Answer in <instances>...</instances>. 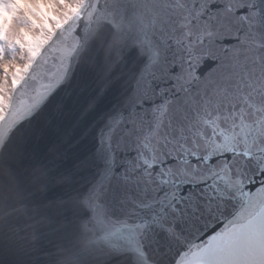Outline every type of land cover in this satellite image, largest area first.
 <instances>
[{
	"label": "snow or ice",
	"instance_id": "6c2138e0",
	"mask_svg": "<svg viewBox=\"0 0 264 264\" xmlns=\"http://www.w3.org/2000/svg\"><path fill=\"white\" fill-rule=\"evenodd\" d=\"M46 2L67 19L9 70L43 4L0 0V264H36L25 215L42 264H264V0ZM29 132L55 159L23 184Z\"/></svg>",
	"mask_w": 264,
	"mask_h": 264
},
{
	"label": "water",
	"instance_id": "95a60500",
	"mask_svg": "<svg viewBox=\"0 0 264 264\" xmlns=\"http://www.w3.org/2000/svg\"><path fill=\"white\" fill-rule=\"evenodd\" d=\"M95 58L98 61H103L106 58V40L101 39L97 41L95 45ZM33 134L29 132V140L23 145V151L25 156L22 158L18 171L20 173V179L23 184H30L33 178V169L37 166L46 167L49 166L50 161H54L55 154L52 151L46 152L43 156L38 158L29 159L27 153L31 144V136ZM72 213L66 212L61 216L56 217L57 220L63 221L66 219H71ZM14 223L19 228L18 240L19 243L25 246H29L32 249V256L38 258L36 264H42L45 259H50L51 257L46 254L53 253L56 251L55 244L57 239L54 235L48 234V228L40 225L37 226L35 231V239L32 240L31 236L34 235L33 229L26 227L27 224L31 223L28 218L21 216Z\"/></svg>",
	"mask_w": 264,
	"mask_h": 264
},
{
	"label": "rangeland",
	"instance_id": "374dc122",
	"mask_svg": "<svg viewBox=\"0 0 264 264\" xmlns=\"http://www.w3.org/2000/svg\"><path fill=\"white\" fill-rule=\"evenodd\" d=\"M43 7L37 5L34 9L36 12V19H34V24L36 25L37 31L31 33H9L7 37H4L5 44L4 48L6 54L4 56L3 63L9 66V70L15 64L21 63V57L24 55L25 49L35 50V48L43 42L45 38L46 30L52 19L58 22L61 19H66L64 10L50 6L46 0H41ZM51 17V19H50ZM50 20V21H49ZM2 23V21H0ZM23 43L24 48L20 47ZM13 54L15 59L13 60ZM11 89L6 90L3 84H0V105H7L8 101L6 97L9 96Z\"/></svg>",
	"mask_w": 264,
	"mask_h": 264
},
{
	"label": "clouds",
	"instance_id": "9594fccd",
	"mask_svg": "<svg viewBox=\"0 0 264 264\" xmlns=\"http://www.w3.org/2000/svg\"><path fill=\"white\" fill-rule=\"evenodd\" d=\"M3 174H4V173H3V170L0 169V177H2ZM2 188H3V182H2V180H0V190H2ZM0 211H2V205H0ZM22 214H23V213H22ZM25 218H27L26 215H25ZM0 227H2V224H0ZM31 239L34 240V239H35V236L32 235V236H31Z\"/></svg>",
	"mask_w": 264,
	"mask_h": 264
},
{
	"label": "bare ground",
	"instance_id": "6f19581e",
	"mask_svg": "<svg viewBox=\"0 0 264 264\" xmlns=\"http://www.w3.org/2000/svg\"><path fill=\"white\" fill-rule=\"evenodd\" d=\"M50 19H51V17H50ZM66 19H67V17H66ZM50 21V20H49ZM53 21V19L50 21V22H52ZM47 35V32L45 33V36ZM9 96H7L6 97V100L8 101L9 100ZM5 107V105H0V110H3V108Z\"/></svg>",
	"mask_w": 264,
	"mask_h": 264
}]
</instances>
